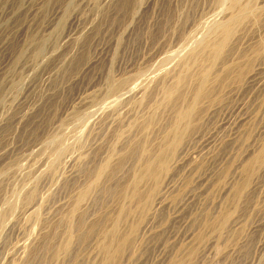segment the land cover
I'll return each instance as SVG.
<instances>
[{"label": "rangeland", "instance_id": "rangeland-1", "mask_svg": "<svg viewBox=\"0 0 264 264\" xmlns=\"http://www.w3.org/2000/svg\"><path fill=\"white\" fill-rule=\"evenodd\" d=\"M68 1L0 0V169L4 168L0 171V264H27L31 252L33 264H66L67 257L76 253L80 262L103 264L106 256L101 242L104 229L111 226V215L127 205L132 210L127 219L134 220L139 216L138 203L125 194L111 197L102 192L104 179L97 181L90 168L110 153V160L116 162L126 152L124 142L131 135L148 137L153 148L161 147L172 116L164 98L167 82L181 70L180 62L198 42L196 36L202 39L216 22L212 20L220 21L235 10L228 1L216 0H131L129 8H121V0H73L59 26ZM262 10L258 20L248 18L238 24L234 38L242 47L257 39V27L264 26V6ZM74 16L79 25L88 26L82 35L71 25ZM69 32L71 38H66ZM31 37L48 38L41 57L34 53L36 42L31 44ZM97 45L108 49L92 63ZM261 60L264 53L253 63ZM206 63L199 60L194 65L192 87ZM242 65L246 66L245 61ZM252 66L247 65L244 73ZM261 66L257 88H252L254 83L246 75L237 79L236 73L229 84L214 83L212 97L203 100L195 125L178 146L186 151L169 172L174 181L167 189L166 205L155 209L143 247L133 263L130 258L125 264H173L176 259L188 260L189 249L194 254L186 264H264V168L257 166L247 177L241 164L249 150L264 144V62ZM218 71L223 77L224 71ZM121 80H126L122 92L129 96L122 100L108 92L111 83ZM78 112L84 115L82 119L74 118ZM151 114L158 122L146 121ZM53 136L58 138V147L53 145ZM136 151L138 159L131 160L134 164L120 178L125 188L141 170L144 150ZM87 180H96L95 186L90 195L83 196ZM244 181L240 194L234 195V189L227 192L232 183L237 186ZM34 187L38 206L27 210L24 196ZM105 213L110 217L102 231L96 230L90 241L82 243L76 224L79 218L87 215L88 222H93L106 217ZM121 227L126 229L124 222ZM49 234L53 235V253L52 248H44ZM68 242L73 253L67 255L61 248Z\"/></svg>", "mask_w": 264, "mask_h": 264}, {"label": "bare ground", "instance_id": "bare-ground-1", "mask_svg": "<svg viewBox=\"0 0 264 264\" xmlns=\"http://www.w3.org/2000/svg\"><path fill=\"white\" fill-rule=\"evenodd\" d=\"M49 1H51V0H48V2ZM75 1H74V3H75ZM121 1H122L121 8L122 7L124 8L125 6L128 7L129 6V3L131 2V0H121ZM216 1L217 2L218 1H228L229 5H234V7H236V8L232 7L231 9H235V10H230V12L228 14H226V18H224L222 20L220 19V21H218L217 19L216 20H212V21H216V22H214L211 27L209 26L210 28L208 27L209 30L206 31L207 34L204 35V37L202 39L199 40V38H197V36H196V39H198V42L197 43L192 42V43H195L196 44V45H194V47H193L192 50H191L192 47L190 46L192 43L190 45H188V46L191 47L190 48L191 51L188 53L189 56H187L186 58L184 57L185 59H183V57H182L183 61L180 62L181 63L180 64V69L181 70L179 71V69H178L179 73L176 74V76H172L171 79H173V81L171 80V82H167L168 83L167 84L168 86L166 88L164 98L167 97V100H168L167 103L169 104V106H170L169 108H171L170 110L172 111V116H171L172 119L171 118H168L169 121H168L167 125H169V126H168V128H165V129H168L169 135H170V132H171L172 135L169 136V135H165V133H164V135L166 137H162L163 138V140H162L163 142L160 144L161 147L159 146V149L153 148L151 142H149L148 137L140 136L138 138V137H136V135H135V137L131 135V136H129L125 140V142L122 140V142H124V144H126L127 149H126V152L125 153L119 154V158L118 159L116 158L117 159L116 162H113L112 163V160H110L111 157L113 156V154H112V156L110 157V154L111 153L109 154V156H102V155H100L102 157L100 158V160L98 162L95 161V162H97V163H95V167L90 168V169L93 170L94 174H96L95 175V177H96L95 179L97 181H100L101 178L104 179V180L102 179L103 180L102 181L103 183H102V186H101V189H100L102 192L107 193L111 197L114 196L115 194H117V192H118V195H123L124 196V194H125V196H128V197L131 196V199L134 202L136 201V203H138V209H137V211L139 213V216H137V218H135L134 220H131V221L128 220L127 218L129 217V212H132V210L130 209V207H128L124 203L128 208H126V206L124 207V205H123V208H121V210H119V212H117L116 215H111V217H110V215H108V213L107 214L105 213L104 216H106V217L100 218L98 220L95 219V221H93V222H88L89 219L87 218V215H82L79 218L78 222H76V224L78 226V230L80 232L78 236H80V241L82 243H84L87 240L88 241L91 240V238H92L91 236L94 235L93 232L96 233V230H100V229L103 228V226L105 224L104 222H105L106 218L107 219L109 217L112 218V222L110 220V222H111V226H109L110 228L108 227L107 230H106V228L104 229V232H106V233H104V238H103V240L101 242V249H103V251L105 252V256H106L105 259H104V261H103V264H125V263H127L125 261L126 260H129L130 258H131L130 259L131 260L130 263H133L132 262V259H134V256H135L136 252L139 251V249L141 247H143L146 233L149 232L147 230L150 229L149 227H151V228L153 227V223H154L153 215L157 213V212L155 213V211H156L155 209L165 206L166 205V200H167V198H168V196L170 194L168 192L169 190H167V189H169L170 186L172 187V185H173L172 183H173L174 180L172 181V178H173L172 177V174L173 173L172 174L171 173L169 174V172H170V170L172 168L174 169V166H175L174 164L181 163V161H180V156L181 155L180 154L185 149L182 148V147L180 148L178 146L181 143V141L185 138V136L188 134V129L192 128L195 125V120H196V118H197V116L199 114L197 111L199 109H202L201 106L204 103L203 100L208 99L209 97L210 98L212 97V93H213L212 88L214 87V83H216L215 86L217 84H220V85L221 84H225L228 81H231L233 79V74L236 73V76L235 77L236 78L238 77L237 79H240V78H242L243 75H246V80L249 81L250 83H254L252 85L253 86L252 88H254V87L257 88L258 85L260 84L261 77H262V76L260 77V74L262 72L261 71V68H262L261 65H263V62L264 61L261 60L263 62L260 61L259 63L254 64L253 63V59L255 57H259L260 54H263L264 53V26L263 25L261 26V24H259L260 22L259 23L257 22V25L258 24L260 25V27H257V30H256L257 31V39L255 38L256 40L254 42L252 41V43H248V44H247V41H246L245 43L247 45L245 47H242L241 46L242 44L241 45L238 44L239 43V40H236L234 38V35L237 34L236 33V29H237L238 24H240L241 22L243 23L244 21H248L247 20L248 18H253L254 20H258V18H256V17L257 16L260 17L259 16L261 14L260 12H261V10L263 9V6H264V5H261V4H264V0H216ZM48 2H46V4ZM74 3H73V0H69L67 2L66 6L64 8V13L60 16V18L58 17L59 18V21H60V23H58L59 26L62 25L64 15H66L67 13H69L71 11V8H72V6H73ZM224 3H226V2H224ZM146 6H148V5H146ZM224 8H225V6H224ZM224 8H223V10H224ZM258 13H259V15H258ZM223 16H225V15H223ZM80 20H81V18H80ZM71 21H72L71 25L74 23V26L76 28V32L77 33H80L81 32L80 35H82V34L85 33V32H82V31H85V30L88 29V26L86 24L85 25H79V18H78V16H74L73 20L71 19ZM206 24H208V23H206ZM74 26H72V27H74ZM205 27H207V26H205ZM238 29H237V31H238ZM70 32L66 35V38L71 35ZM86 33H88V32H86ZM80 35H78V36H80ZM200 36H202V35H200ZM70 38H71V36H70ZM33 41L36 42L34 53L37 56L41 57V55H43L46 52V49L48 47V46H46L47 45V42H48V38L47 37H42L41 39L36 40L35 37H31V39H30L31 44H33ZM69 48H70V46H69ZM94 48H95L94 49L95 50V54L96 53L97 54L92 57V59H91V62L92 63L97 62V60L100 59V56L103 54L104 50L105 49H108V48H105V46H101L100 47L98 45H97V47H94ZM111 48H112V46H111ZM183 49L186 50L185 48H183ZM188 49H187V52H188ZM227 50H228V53H226ZM183 53H185V51ZM236 54L238 55L237 57H239V59H238V62L235 61L236 63L234 64V61H233L234 59L233 58H234V55H235V58H236ZM170 55H173V54H170ZM170 55L168 57H171ZM181 55L182 54H180V56ZM223 56H224V58H223ZM251 57H252V59H247V58H251ZM222 58H223L224 62H222L223 64L220 62V64L222 66L219 69V67H220L219 60H221ZM169 60H170V58H169ZM176 60H177V58H176ZM199 60H201V62L203 60H205V62H207L206 63V67L203 69V73H202L200 79L197 80L196 83L194 84V86L192 87L191 86L192 79H194V77H195V74L193 72L195 70H193V67H194V65ZM243 61H245L246 66L247 65L249 66L250 64H253L252 69L249 70L247 73H244V69H245L246 66H243L242 65V62ZM174 64H175V62H174ZM238 64H239V66H238ZM167 66H168V68L170 67L168 64H167ZM167 66H166V68H167ZM235 67H240V68H238L240 70L238 72H236L235 69H234ZM217 68L220 71H221V69H222V71H224V76L223 77L221 75H219V73H218L219 71L217 70ZM262 70H264V69H262ZM163 71H165V70H163ZM123 80H121L119 84L118 83H115V82L111 83L109 85V89H108V92L110 91L112 93H115L116 97L118 99L120 98L121 100H122V98H125L124 96H128V94L127 95L124 94L126 91L122 92L123 91L122 89H124L126 87V85H128L125 82L126 80L125 81H123ZM137 83H139V82H137ZM17 84H16V86L19 85V84L18 85ZM228 84H229V82H228ZM134 87H131V88H134ZM189 88H192V92L187 91V90H189ZM128 98H129V96H128ZM114 101H117L118 102L117 99H115ZM163 101H164V99H163ZM158 105H163V104H158ZM158 105H156V106L159 108ZM104 106H105V104H104ZM163 106H165V105H163ZM91 110H93V109H91ZM91 114H92V111H91ZM159 114H160V112H159ZM85 115H87V114H85ZM166 115H167V113H166ZM83 116L84 115L82 114V112H78L77 114L74 115V118H76V119H82ZM17 118H19V117H17ZM147 118H145L146 121L147 120H151V123H152L153 121L156 120L155 119L156 118V115L152 116V114H151L150 117H147ZM237 121H239V119ZM149 122H147V123H149ZM77 124H79V122ZM82 125H83V123H82ZM145 125L146 124L143 125L142 130L145 128ZM10 126H12V125H10ZM73 126L75 127V125H73ZM70 127H72V126H70ZM140 130H141V128H140ZM69 131H71V130L69 129ZM52 141H53V145H55V147H58V142H59L58 141V138L57 137H54V139ZM71 142H73V141H71ZM68 143L70 144V142H68ZM258 146L259 147L257 149H256V147H257L256 146L255 147V150L253 149V151L251 150V152L249 150V153L245 156L243 162L241 163L243 169L246 171L247 177L250 176L252 172H254V170H255V168L257 166H259V167L263 166V168H264V144L261 143V145H258ZM141 148L144 150V152H143L144 155L141 156L142 161H143L142 162V166L143 167L140 166L141 167V170L137 171L136 176H133L134 178H132L133 180L131 181L132 183H130L131 185L130 184H127L129 186H127L125 188L123 185H120V183H121L120 182L121 181L120 178H121L122 174L125 173V171L127 170V168L129 167V169H130L131 168V165L134 164L133 162H131V160H133V159L135 160V158L138 159V156L136 157L134 154H135V152L137 153L136 150L141 149ZM64 149H66V148H64ZM61 152H62V149L59 148V151H57L58 158L61 155ZM112 153H113V151H112ZM143 153H140V155L143 154ZM184 153L186 154V152H184ZM114 154H116V153H114ZM137 154L139 155V153H137ZM141 158H139V159H141ZM177 158H179V159H177ZM3 160L4 159H1V161H3ZM181 160H184V159H181ZM138 163H140V162H138ZM88 164H90V162ZM91 165H93V164H91ZM136 167H138L137 170L140 169L139 168V165L136 166ZM3 170H4V168H1L0 169L1 172ZM5 172L7 173V171H5ZM5 172H3V173H5ZM134 173H136V172H134ZM89 176H91V175H89ZM96 180H93V182L91 180H90L91 182L89 180H87L89 182H87L86 185L83 187V191H82V195L83 196H86L89 193H91V191L93 189V186H95L92 183H94V181H96ZM150 181L153 182V183L149 186L148 183ZM248 181H249V179H248ZM245 182H247V181H244L243 183H241L240 185H237V186H235V183H232L231 186H228L229 188H228L227 192H232V190L234 189V193H233L234 195L240 194V192L244 188L242 186L245 184ZM146 184H148V185H146ZM119 186L121 187L120 189H119ZM177 186H178V184L176 185V187ZM22 188H24V187H22ZM124 188H125V191H124ZM35 189H36L35 187L32 188V189H29V191L24 196V200L23 201L26 204L27 210L28 209L29 210L30 209H35L38 206V200L39 199L38 200H36L37 198L35 199V196H34ZM175 190H176V188H175ZM19 193L17 192V195ZM14 197H16V196H14ZM18 197H20V195ZM190 197L191 196H188V198H190ZM123 199H124V197H123ZM77 205H78V203H77ZM9 208L12 209V206H10ZM224 218L225 217H223V219ZM0 220H1V218H0ZM122 222H124V226H126V229H123L121 227ZM7 223H9V222H7ZM100 231H102V230H100ZM86 235H87L86 238L83 237V236H86ZM101 237H102V234H101ZM52 238H53V235L52 234H49L46 237V239H45L46 246L44 248L45 249H48V251L49 250L51 251V248H52V247L50 248V243L52 242ZM51 245H52V243H51ZM52 246H54V245H52ZM70 247H71L70 246V243L68 242V243H65L63 245V248H61V249L63 250V252L65 251V253L68 255V253H71L72 252L71 250H70L71 252H69V248ZM54 249H55V247H54ZM193 251H194V249H191V250L189 249L187 251V253H185L186 256H187V258H188V260H186V259L184 260L183 258L176 259L173 264H186L187 262H189L191 260L192 254H194ZM31 253H29V256H27L28 257V259H26L27 260V264H33L32 263L33 259L31 257V255H32ZM52 253H53V248H52ZM67 258L68 259H67V263L66 264H89L88 261H85L83 259H82V262H80L79 260H81V259H78V253H76L75 255L74 254L73 255L70 254V256L67 257ZM31 259H32V261H31ZM65 261H66V259H65Z\"/></svg>", "mask_w": 264, "mask_h": 264}]
</instances>
